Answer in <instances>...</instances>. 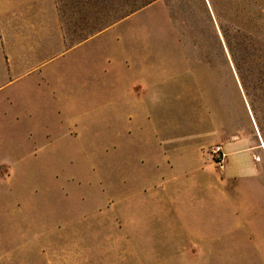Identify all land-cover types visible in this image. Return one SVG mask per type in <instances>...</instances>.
<instances>
[{
    "label": "rangeland",
    "instance_id": "374dc122",
    "mask_svg": "<svg viewBox=\"0 0 264 264\" xmlns=\"http://www.w3.org/2000/svg\"><path fill=\"white\" fill-rule=\"evenodd\" d=\"M55 2L72 34L80 35L86 24L94 36L92 44L81 50L92 55V77L88 74V78H82L76 73L81 67L69 63L67 57L60 60L67 70L72 69L63 77L67 90L62 93V101L67 100L65 96L79 97L80 90L87 86L95 97L88 114L92 112L96 117L103 88L108 89L113 83L112 73L119 68L116 66L119 58L148 59L151 68L172 69L175 75L170 91L174 96L180 93L181 98L179 101L174 98L166 115L173 129L179 126L182 132H195L202 143L211 142L207 148L209 162L221 175V190L227 192L221 198L222 234L214 244L253 247L254 261L249 264H264L262 254H256L264 252V138L226 44V38L234 42L241 37L253 44L252 49L261 58L264 89V0ZM146 2L150 3L143 6ZM237 29L240 34L236 33ZM87 68L90 69L89 58ZM251 98L264 130V97L251 90ZM68 141L62 140L61 148H70ZM92 143L95 150H101V141L96 139ZM234 146L237 149L231 148ZM215 147H220L226 155L221 163L212 153ZM107 149V153H95L87 158L70 154L38 156L34 160L45 159L44 164L30 170L23 168L14 177L19 183L13 188L14 194L23 201L25 192L30 194L24 182L43 181L44 187L38 189L39 205L46 213L58 211L61 216L60 220H44L50 226L43 230L44 236L32 240L41 247L34 253H24V264L53 261L136 264L139 260L147 261L148 257L168 260L169 255L162 251L165 247H213V243L198 246L187 235H181L180 225L175 221L176 233L169 238L165 235V221L149 219L141 209L140 235H133V199L139 191L134 184V163L139 155H134L132 140L125 141L118 149L112 148L113 152ZM235 164H246L252 170L240 175L239 169L233 171ZM155 206L150 207L154 210ZM12 222L14 226H23L21 234L15 229L11 231L13 247H25L24 214L23 219ZM133 247H157L158 252L142 254L140 258L134 254ZM171 257L174 264H180V257L184 264L193 262L188 253H173Z\"/></svg>",
    "mask_w": 264,
    "mask_h": 264
},
{
    "label": "crops",
    "instance_id": "0c3cea01",
    "mask_svg": "<svg viewBox=\"0 0 264 264\" xmlns=\"http://www.w3.org/2000/svg\"><path fill=\"white\" fill-rule=\"evenodd\" d=\"M93 41L92 28L86 24L80 35L69 31L55 0H0V264H24V253H34L41 247L32 240L44 236L43 230L50 226L44 220L61 219L58 211L46 213L39 205L38 189L44 187L43 181L24 182V188L30 189L24 201L14 194L13 188L19 185L14 177L20 170L44 164L45 159L34 160L38 156L70 154L87 158L107 153L108 147L113 152L112 148L118 149L129 140L134 155H139L134 163V184L139 191L133 199V235H140L141 209L149 219L165 221L169 238L176 233L174 225L179 224L180 234L198 246L213 243V247H165L162 251L169 255L168 260L148 257L136 264H174L173 253L190 254L191 264L252 263L253 247L214 244L222 234L221 198L227 192L221 190V175L209 162L207 148L211 142L202 143L195 132H182L179 126L173 129L166 115L174 98H181L180 93L174 96L170 91L175 75L172 69L151 68L148 59L119 58V68L111 72L113 83L103 88L96 117L88 114L95 97L87 86L80 90L79 97L65 96L67 100L62 101V93L67 90L63 77L72 69L67 70L60 60L67 57L69 63L81 67L76 69L77 74L92 77V55L81 50ZM66 139L70 140L67 150L60 144ZM96 139L101 141V150L92 146ZM237 169L240 175L252 170L246 164H235L233 171ZM174 171L179 174L175 176ZM152 204L156 205L154 210ZM23 214L25 247H13L10 234L14 229L21 234L23 226H14L12 221L23 219ZM133 251L139 256L155 255L158 248L133 247ZM261 252L256 254H262L264 261ZM179 259L184 264L183 257ZM259 260L257 256L256 262Z\"/></svg>",
    "mask_w": 264,
    "mask_h": 264
},
{
    "label": "trees",
    "instance_id": "16d2710c",
    "mask_svg": "<svg viewBox=\"0 0 264 264\" xmlns=\"http://www.w3.org/2000/svg\"><path fill=\"white\" fill-rule=\"evenodd\" d=\"M153 1L155 0H152V2ZM150 2H146L143 6L149 4ZM239 31L240 30L237 29L236 33L240 34ZM222 33L224 34L225 38V31L222 30ZM226 44L232 65L240 78L243 91L250 104V108L258 124L259 130L264 138V130L261 127L259 118L257 116L255 103L251 98V90H256V92H260L261 96L264 97V89L262 88L263 81L261 78V58L256 55L257 50L254 47V49H252L253 44H251L244 37H241L239 40L234 42H230L226 38Z\"/></svg>",
    "mask_w": 264,
    "mask_h": 264
},
{
    "label": "built area",
    "instance_id": "2783aa9c",
    "mask_svg": "<svg viewBox=\"0 0 264 264\" xmlns=\"http://www.w3.org/2000/svg\"><path fill=\"white\" fill-rule=\"evenodd\" d=\"M213 155L216 157V159L218 160L219 163H221L224 158H225V154L221 151L220 147H215L212 151Z\"/></svg>",
    "mask_w": 264,
    "mask_h": 264
}]
</instances>
